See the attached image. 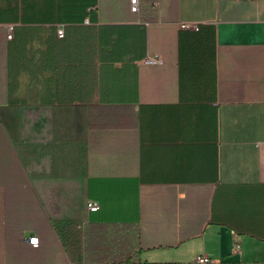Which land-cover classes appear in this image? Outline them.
<instances>
[{"label": "crops", "instance_id": "obj_1", "mask_svg": "<svg viewBox=\"0 0 264 264\" xmlns=\"http://www.w3.org/2000/svg\"><path fill=\"white\" fill-rule=\"evenodd\" d=\"M139 2L0 0V264H264V0Z\"/></svg>", "mask_w": 264, "mask_h": 264}, {"label": "built area", "instance_id": "obj_2", "mask_svg": "<svg viewBox=\"0 0 264 264\" xmlns=\"http://www.w3.org/2000/svg\"><path fill=\"white\" fill-rule=\"evenodd\" d=\"M139 0H130V4H131V11L133 13H138L139 12ZM183 29H197V27L195 25H191V24H183L181 26ZM59 37H63L64 36V31L60 30L58 32ZM9 39H12V34L8 35ZM154 60V59H152ZM88 210L90 212H97L99 210V206L96 203H89L88 204ZM28 243L34 247V248H38L40 245V241L38 237H32L28 240ZM233 253L234 254H241L242 252V246L240 243H236L233 246ZM188 264H219L217 261L213 260L212 258L205 256V255H200L197 256L191 263Z\"/></svg>", "mask_w": 264, "mask_h": 264}]
</instances>
